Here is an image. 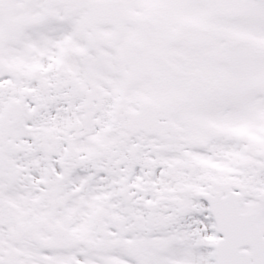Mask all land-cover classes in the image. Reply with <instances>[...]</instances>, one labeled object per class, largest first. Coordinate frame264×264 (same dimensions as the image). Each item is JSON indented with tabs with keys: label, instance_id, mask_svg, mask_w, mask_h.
Masks as SVG:
<instances>
[{
	"label": "snow or ice",
	"instance_id": "obj_1",
	"mask_svg": "<svg viewBox=\"0 0 264 264\" xmlns=\"http://www.w3.org/2000/svg\"><path fill=\"white\" fill-rule=\"evenodd\" d=\"M0 264H264V0H0Z\"/></svg>",
	"mask_w": 264,
	"mask_h": 264
}]
</instances>
